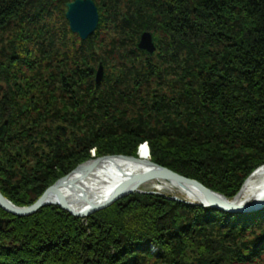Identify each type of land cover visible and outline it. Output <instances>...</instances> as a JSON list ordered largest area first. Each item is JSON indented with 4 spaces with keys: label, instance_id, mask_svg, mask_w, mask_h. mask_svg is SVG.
I'll use <instances>...</instances> for the list:
<instances>
[{
    "label": "trees",
    "instance_id": "1",
    "mask_svg": "<svg viewBox=\"0 0 264 264\" xmlns=\"http://www.w3.org/2000/svg\"><path fill=\"white\" fill-rule=\"evenodd\" d=\"M69 1L0 0L2 194L29 205L91 149L137 156L142 142L154 163L238 193L264 164V0H94L86 39ZM0 217V264H264V208L133 193L86 218L53 205Z\"/></svg>",
    "mask_w": 264,
    "mask_h": 264
},
{
    "label": "water",
    "instance_id": "2",
    "mask_svg": "<svg viewBox=\"0 0 264 264\" xmlns=\"http://www.w3.org/2000/svg\"><path fill=\"white\" fill-rule=\"evenodd\" d=\"M67 10L65 16L69 22L70 28L73 32L78 33L81 38L85 39L87 36L92 34L98 25V10L93 0H74L66 4ZM141 43L138 44V47L141 50H146L149 53H153L155 50V46L152 40L151 33L145 32L141 37ZM102 77V68H99L97 72V81H99ZM110 156H104L96 158L95 160L83 163L71 171L68 175L58 179L54 184L49 186L41 196L31 205L28 206H17L12 203L9 199L4 197V195L0 192V207L6 212L17 215V216H27L35 213L40 208L48 205H57L62 209L68 211L70 214L75 216H87L97 210H100L117 199H120L126 195L135 192H142L139 190V187L151 180H165L168 182H172L173 184H177L179 186H184L187 188H193L198 192L200 198L199 200H195L205 207H213L216 209L224 210V211H251L258 209L264 206V194L263 198L259 202H253L251 204L238 205L234 203L232 200H228L224 196L214 192L213 190L207 188L202 183L195 179H191L185 177L167 167L158 165L151 160H141L132 156H123L119 155L122 159L140 162L145 164L148 169L144 172H140L137 174H133L122 180L105 198L98 202H93L91 206L84 210H73L70 208V205L66 201V199L61 194L60 187L66 183V178L75 171L85 170L91 166H95L100 161L108 158ZM175 198V197H174ZM179 200L178 198H175ZM7 221L5 219H0V229L3 224Z\"/></svg>",
    "mask_w": 264,
    "mask_h": 264
},
{
    "label": "bare ground",
    "instance_id": "3",
    "mask_svg": "<svg viewBox=\"0 0 264 264\" xmlns=\"http://www.w3.org/2000/svg\"><path fill=\"white\" fill-rule=\"evenodd\" d=\"M141 160L148 159V150L142 145L138 150ZM145 164L136 161L111 156L91 166L88 171L78 170L66 178V183L60 187L61 194L70 208L81 211L105 199L123 179L146 171ZM160 182V183H159ZM156 188L169 190L176 189L186 201L199 200L200 196L193 188L173 184L172 182L158 181ZM264 194V165L255 170L244 182L240 192L232 200L238 205L259 202ZM263 198V197H262ZM198 205V204H197ZM2 219H5L2 217Z\"/></svg>",
    "mask_w": 264,
    "mask_h": 264
},
{
    "label": "rangeland",
    "instance_id": "4",
    "mask_svg": "<svg viewBox=\"0 0 264 264\" xmlns=\"http://www.w3.org/2000/svg\"><path fill=\"white\" fill-rule=\"evenodd\" d=\"M143 33H145V31H143V32L141 33V35H143ZM154 36H155V35H154ZM164 37H165V35L163 36V38H164ZM154 39H155V37H154ZM164 39H165V38H164ZM139 43H141V42H139ZM167 47H168V46H167ZM165 48H166V47H165ZM168 49H169V48H168ZM167 51H168V50H166V49L164 50V52H165L166 54H167ZM140 52L145 53V54L149 53V52L146 51V50H140ZM154 53H157L156 49L154 50ZM96 67H98L96 73L98 72L99 68H102V77H101V79H100L99 81H97L96 78H95V83H96V84H99V83L101 82L103 76H104L105 69H104L102 63L97 64ZM95 77H96V74H95ZM94 152H95L94 150H91V151H90V156H91V157H93ZM2 153H3V152H2ZM248 177H249V176H248ZM248 177H247V178H248ZM247 178H246V180H247ZM159 183H160V182H159ZM159 183H158V180H152V181H149V182H146V183L142 184V185L139 187V190L142 191V192H140V193H146V194H160V195H163V196H165V197H168V199H170L171 201H176L175 198H178V199L183 198L181 195H178V194H177L178 191H177L176 189H174V190H169L168 188H167V189H164V188H160V189H158V188H156L157 185H158ZM243 184H244V183H243ZM243 184H242V186H243ZM242 186H241V188H242ZM241 188H240V190H241ZM240 190L238 191V193L240 192ZM213 191H214V190H213ZM214 192H215V191H214ZM217 193H218V192H217ZM238 193H236V194H235L233 197H231V198L226 197V196L223 195L222 193H218V194L224 196V197L227 198L228 200H233L234 197H236V196L238 195ZM174 197H175V198H174ZM249 204H251V203H249ZM24 206H25V205H24ZM92 214H93V213H92ZM86 217H88V216H86ZM86 217H82V218H86ZM251 219H252V218H251ZM253 219H254V218H253ZM247 234L251 235V233H247ZM249 235H248V236H249ZM153 250H154L153 247H150V248H149V252H150V253H152ZM261 254L263 255V254H264V251H262Z\"/></svg>",
    "mask_w": 264,
    "mask_h": 264
}]
</instances>
